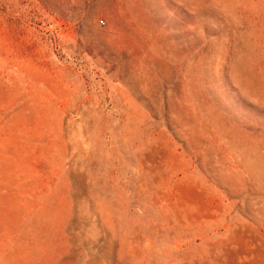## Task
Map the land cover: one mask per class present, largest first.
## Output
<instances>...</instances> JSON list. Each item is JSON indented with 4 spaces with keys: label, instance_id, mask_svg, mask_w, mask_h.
<instances>
[{
    "label": "rangeland",
    "instance_id": "obj_1",
    "mask_svg": "<svg viewBox=\"0 0 264 264\" xmlns=\"http://www.w3.org/2000/svg\"><path fill=\"white\" fill-rule=\"evenodd\" d=\"M0 264H264V0H0Z\"/></svg>",
    "mask_w": 264,
    "mask_h": 264
},
{
    "label": "built area",
    "instance_id": "obj_2",
    "mask_svg": "<svg viewBox=\"0 0 264 264\" xmlns=\"http://www.w3.org/2000/svg\"><path fill=\"white\" fill-rule=\"evenodd\" d=\"M100 24H102L103 26L106 25L105 21H103V20L100 21Z\"/></svg>",
    "mask_w": 264,
    "mask_h": 264
}]
</instances>
